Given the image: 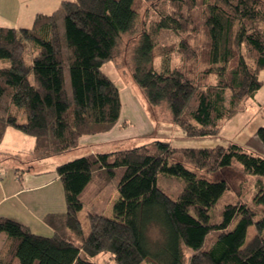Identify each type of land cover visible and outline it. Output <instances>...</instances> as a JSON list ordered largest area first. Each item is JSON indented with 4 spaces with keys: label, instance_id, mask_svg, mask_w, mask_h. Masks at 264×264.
Segmentation results:
<instances>
[{
    "label": "trees",
    "instance_id": "1",
    "mask_svg": "<svg viewBox=\"0 0 264 264\" xmlns=\"http://www.w3.org/2000/svg\"><path fill=\"white\" fill-rule=\"evenodd\" d=\"M134 3L63 0L30 28L0 26V141L8 126L33 136V161L77 148L82 136L117 122L119 89L101 66L135 31ZM152 11L150 24L140 19L129 55L132 82L147 104H165L186 136L218 134L262 86L264 0H157ZM161 29L180 36L177 43L159 44ZM256 137L262 152L156 138L57 164L65 213L46 217L50 236L0 217V264H97L100 254L114 264H264V126ZM226 167L243 176L238 190L206 177ZM250 174L258 176L250 202L261 214L244 200Z\"/></svg>",
    "mask_w": 264,
    "mask_h": 264
},
{
    "label": "rangeland",
    "instance_id": "2",
    "mask_svg": "<svg viewBox=\"0 0 264 264\" xmlns=\"http://www.w3.org/2000/svg\"><path fill=\"white\" fill-rule=\"evenodd\" d=\"M53 1L55 0H31L27 4L28 8L22 5L23 12L21 17L25 15L26 11L29 12L31 10H35L40 6L43 8H45L46 6L48 8L45 9L47 10L46 13L51 12V10H53V7H51L53 6ZM134 2L135 8L138 12V25L136 26L134 32L125 34L123 36L121 45L119 46V53L114 59L103 63L101 66V71L104 72L109 77V79L114 82V84L120 91H130L133 96V101H130V105L142 106L143 111L153 124V132L156 135H154L153 137L142 136L127 139L125 140V143H123L122 145H116L115 147H112L111 150L138 146L156 138H167L175 147H212L215 145L226 146L229 143H236L246 147L248 150L257 153L259 141L256 137V130L259 126H264V69L259 73V78L262 80V86L255 95V98L244 99L241 102L240 110L228 120L223 121V125L221 126L218 134L206 137L186 136L178 125L170 121V113L168 107L165 104L156 106H150V104H147L144 101L139 90L137 89L136 85L132 82L129 71V55L132 47L137 41L138 32L140 31L141 27V25H139L140 19H144L145 26H147L146 22L149 23L150 20L154 18L152 9L157 0H134ZM15 27L25 28V26L20 24L16 25ZM179 37L180 36H177L172 30L161 29L158 34L157 42L162 45L177 43ZM170 59L171 63L175 64L178 61V54L175 52L172 53ZM153 64L155 69L159 70L161 64L160 58L154 56ZM127 92L125 93V95L128 96ZM228 96L229 91L227 90L225 92V103H227ZM136 123L137 121L133 122L134 127L136 126ZM127 124L130 125V122H128ZM33 139V136L22 133L12 126H8L3 139L0 141V166L3 168V166L8 165L9 163L16 164L23 169L32 170L37 168L50 167L51 165L60 164L75 157L82 156V153H80V148L77 147L68 152L54 155L52 158H50V160L48 159L30 162L29 160L33 150ZM5 152L10 154L18 153L19 157L18 159H15L13 156L11 158H5ZM206 177L212 181L225 179L232 190H238L240 181L241 183L243 182V176L238 174L237 172L230 171V167H226L217 172L207 174ZM246 178L250 181L251 187L247 191L244 200L250 202L255 192L253 181H255L258 176L250 174L247 175ZM250 205L259 214L262 213L258 205H255L254 203H251ZM85 214L86 209H82L78 214L83 228L87 227ZM106 215L109 216V212ZM233 226L234 222L231 224V227ZM253 231L254 227L249 226L247 238L252 235ZM217 233V231L209 233L205 238V243H209ZM0 237H2L0 238L1 241L3 239V234H0ZM96 259L97 261L99 259V264H114L110 254H100Z\"/></svg>",
    "mask_w": 264,
    "mask_h": 264
},
{
    "label": "crops",
    "instance_id": "3",
    "mask_svg": "<svg viewBox=\"0 0 264 264\" xmlns=\"http://www.w3.org/2000/svg\"><path fill=\"white\" fill-rule=\"evenodd\" d=\"M29 1L31 0H0V26L15 27L20 24L25 26V28H30L37 14H50L63 0L53 1V6H51L53 10L51 12L46 13L47 10L45 9L47 7L43 8L40 6L29 12L24 11L25 15L21 17L23 12L22 5L28 8L27 4ZM126 92V90L119 92L121 110L117 122L108 131L85 135L79 139L78 148H80L81 155L115 151L111 150L112 147L122 145L127 139L142 136L153 137L156 135L153 132V124L143 111L142 106L130 105V101H133V96L130 91L127 92L128 96L125 95ZM255 95L253 98H255ZM134 121H137L135 127L133 125ZM128 122H130V125L127 124ZM165 140L168 139L165 138ZM261 149L262 147L259 143L258 151ZM12 156L15 159L19 157L18 153L10 154L5 152V158H11ZM52 157L49 156L33 161L50 160ZM29 161L32 162L31 157ZM56 165L32 170L23 169L16 164L9 163L3 168L0 166V217L14 219L28 227L34 234L52 235L53 229L47 224L46 217L49 215H61L66 211L63 188L55 171ZM0 234H3V239L0 241L1 248L6 235L4 233ZM96 258L95 261L99 264V259L97 261ZM11 264H19L17 258L13 259Z\"/></svg>",
    "mask_w": 264,
    "mask_h": 264
}]
</instances>
